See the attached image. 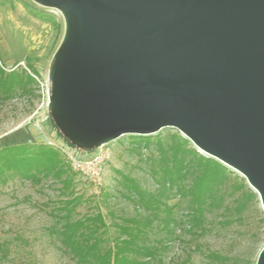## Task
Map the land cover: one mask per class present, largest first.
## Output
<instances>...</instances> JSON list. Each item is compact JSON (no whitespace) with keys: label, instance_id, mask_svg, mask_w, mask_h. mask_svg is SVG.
<instances>
[{"label":"water","instance_id":"95a60500","mask_svg":"<svg viewBox=\"0 0 264 264\" xmlns=\"http://www.w3.org/2000/svg\"><path fill=\"white\" fill-rule=\"evenodd\" d=\"M32 1L63 17L47 107L70 145L176 128L264 212V0Z\"/></svg>","mask_w":264,"mask_h":264},{"label":"rangeland","instance_id":"374dc122","mask_svg":"<svg viewBox=\"0 0 264 264\" xmlns=\"http://www.w3.org/2000/svg\"><path fill=\"white\" fill-rule=\"evenodd\" d=\"M63 32V17L56 8L44 7L32 0H0V67L5 72L23 69L32 78L25 89L14 97L0 99V146L10 142L24 143L31 137L36 140L32 144L43 143L55 148V144L65 142L53 125L47 107L50 87L48 72ZM172 133L181 134L176 128L164 127L151 135L154 139L157 136L167 139ZM60 137L63 140L60 141ZM54 139L59 140L55 142ZM94 149L80 150V153L88 156ZM101 149L109 153V158L99 187L73 172L67 163L64 164L73 177L75 194L82 196L75 213H92L97 207L109 222L112 215L132 213V204L118 194L120 174L137 178L144 187L151 189L155 186L147 173L145 161L141 160L154 150V143L142 147L141 154H138L133 149L129 134H125L101 145ZM195 149L207 155L199 148ZM243 179L246 188H251ZM59 186L60 183L52 178L37 185L21 182L17 177L5 185L0 184V241L12 240L10 252L6 258L0 259V264H77L68 253L62 251L57 239L48 233V226L54 222L50 211L62 198L58 193ZM104 192L109 193L107 201L103 200ZM241 194L242 190H237L228 200L232 202ZM176 200V197H172L167 202L171 204ZM230 217L231 222L222 225L218 210L208 212L207 231L195 239L196 243L201 245L202 250L208 248L230 257L227 264H255L257 252L264 244V212L257 193L246 200L241 211ZM165 234L156 230L150 236L165 242L168 239ZM176 234L184 235L180 229L176 230ZM18 236L21 241L17 239ZM182 238L186 242L189 235ZM169 246L164 255V264L172 260L174 264H179L187 245L171 240ZM190 246L192 250L193 244ZM202 250L193 249L194 264H208Z\"/></svg>","mask_w":264,"mask_h":264},{"label":"trees","instance_id":"16d2710c","mask_svg":"<svg viewBox=\"0 0 264 264\" xmlns=\"http://www.w3.org/2000/svg\"><path fill=\"white\" fill-rule=\"evenodd\" d=\"M31 80L23 69L5 72L0 67V99L14 97ZM129 137L138 154L142 147L154 143V150L141 160L155 182L150 189L137 178L120 174L118 194L132 204L129 215L113 216L110 211L112 218L107 222L97 207L92 213L76 214L82 196L75 194L73 177L58 148L43 143L1 146L0 184L16 177L32 185L48 178L60 183L58 193L62 198L50 211L54 222L48 226V233L77 264H164L171 240L187 245L179 264H194L193 249L202 250L195 239L207 231V213L218 210L222 217L219 223L229 224L230 216L241 211L255 192L246 188L243 178L217 159L197 151L179 133L167 139H154L151 134ZM237 190H242L241 196L228 200ZM108 196L104 192L103 200L107 201ZM172 197L177 200L170 204L167 200ZM177 229L189 235L186 242L184 235L176 234ZM156 230L165 232L168 242L152 239L150 234ZM17 239L22 240L19 236ZM11 244V239L0 241V259L7 257ZM202 253L208 264L230 261V257L215 250L204 248ZM167 264H174V260Z\"/></svg>","mask_w":264,"mask_h":264},{"label":"built area","instance_id":"2783aa9c","mask_svg":"<svg viewBox=\"0 0 264 264\" xmlns=\"http://www.w3.org/2000/svg\"><path fill=\"white\" fill-rule=\"evenodd\" d=\"M55 146L62 153L64 162L73 172L83 176L95 187L102 184L104 168L109 158V153L106 150H102L99 146L92 150L90 155L84 156L80 153V149L66 141L55 144Z\"/></svg>","mask_w":264,"mask_h":264},{"label":"crops","instance_id":"0c3cea01","mask_svg":"<svg viewBox=\"0 0 264 264\" xmlns=\"http://www.w3.org/2000/svg\"><path fill=\"white\" fill-rule=\"evenodd\" d=\"M60 141L63 140L61 137L59 138ZM59 139H54V141H58ZM36 140L34 138L31 137V139H28L25 143L29 142V143H34ZM16 143H19V142H16ZM16 143H13V142H10V143H7V144H4V145H1V146H5V145H10V144H16ZM0 146V147H1Z\"/></svg>","mask_w":264,"mask_h":264}]
</instances>
